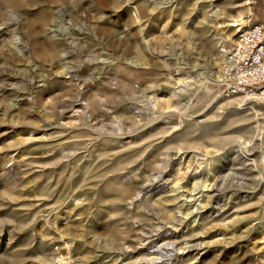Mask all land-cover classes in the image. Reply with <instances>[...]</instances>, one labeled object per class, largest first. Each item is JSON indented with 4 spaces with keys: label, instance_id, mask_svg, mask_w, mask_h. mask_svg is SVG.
I'll use <instances>...</instances> for the list:
<instances>
[{
    "label": "rangeland",
    "instance_id": "374dc122",
    "mask_svg": "<svg viewBox=\"0 0 264 264\" xmlns=\"http://www.w3.org/2000/svg\"><path fill=\"white\" fill-rule=\"evenodd\" d=\"M259 1L0 0V264H264Z\"/></svg>",
    "mask_w": 264,
    "mask_h": 264
},
{
    "label": "built area",
    "instance_id": "2783aa9c",
    "mask_svg": "<svg viewBox=\"0 0 264 264\" xmlns=\"http://www.w3.org/2000/svg\"><path fill=\"white\" fill-rule=\"evenodd\" d=\"M221 56L217 84L223 94L227 97H241L257 104H264V27L262 24L253 23L247 26L237 35L229 49L222 50ZM55 256L60 257L59 254ZM61 263L64 264V262Z\"/></svg>",
    "mask_w": 264,
    "mask_h": 264
},
{
    "label": "crops",
    "instance_id": "0c3cea01",
    "mask_svg": "<svg viewBox=\"0 0 264 264\" xmlns=\"http://www.w3.org/2000/svg\"><path fill=\"white\" fill-rule=\"evenodd\" d=\"M254 16L255 21L262 24V26L264 27V0H260L259 2H257L256 12Z\"/></svg>",
    "mask_w": 264,
    "mask_h": 264
},
{
    "label": "bare ground",
    "instance_id": "6f19581e",
    "mask_svg": "<svg viewBox=\"0 0 264 264\" xmlns=\"http://www.w3.org/2000/svg\"><path fill=\"white\" fill-rule=\"evenodd\" d=\"M233 25H236V23L234 24V22L232 23ZM237 153H241L240 151H236ZM260 158H262V154H260ZM261 181L263 182V178H261ZM264 183V182H263Z\"/></svg>",
    "mask_w": 264,
    "mask_h": 264
}]
</instances>
